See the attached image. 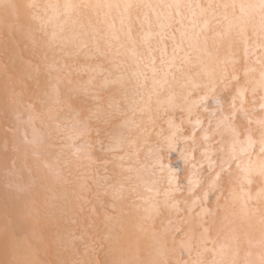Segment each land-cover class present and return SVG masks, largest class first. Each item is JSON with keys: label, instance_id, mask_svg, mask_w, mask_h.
Listing matches in <instances>:
<instances>
[{"label": "bare ground", "instance_id": "6f19581e", "mask_svg": "<svg viewBox=\"0 0 264 264\" xmlns=\"http://www.w3.org/2000/svg\"><path fill=\"white\" fill-rule=\"evenodd\" d=\"M4 2L18 7L12 16L0 5V264H111L158 259L259 264L264 252V183L257 155L259 121L264 120V40L259 9L245 10L248 15L242 33L233 29L219 42L215 34L235 23L241 16L240 5H259L260 0ZM66 4L79 7L66 10ZM126 4L132 5L127 11L122 7ZM225 4L229 7H215ZM33 15L39 19H33ZM158 25H163L166 33L170 25L177 43L184 33L180 55L187 53L190 58L187 71L199 73L200 82L206 79V71L213 72L224 115L239 131L240 141H244L247 130L256 141L250 149L251 157L248 153L240 155L243 144L236 147L241 169L247 167L249 171H241L233 161L231 173L236 179L231 186L221 183L220 204L234 213L231 222L223 220L225 213L218 210L214 222L205 225L210 229L207 236L201 242L193 238L191 251L182 246V235L174 229L161 236L162 230L172 227L167 224L169 216L163 208L159 215L153 211L169 187L166 170L147 168L155 155L163 157V164L179 166L178 183H186L184 166L175 153L164 150L165 137L170 134L167 119L173 117L179 123L181 118L179 111H163L168 107V86H155L158 94L151 102L154 123H148V113L140 111L154 85L149 72V79L138 86L141 80L134 73L146 71L143 65L138 66V58L147 55L148 47L157 49L153 55L159 68L161 56L159 36L150 37L147 47L141 37L149 31H160ZM164 44L171 56V40L165 39ZM221 68L228 70L225 83L231 80L233 71L238 77L228 89L219 84ZM105 81L116 82L105 87ZM237 83L243 89L244 113L238 110L237 97L233 119L229 104ZM203 93V88L193 90L190 100L197 101ZM95 95L105 105L109 101L120 104L123 115L116 122L132 121L147 130L143 139L137 135L139 128L128 136L139 150V164L147 168L139 173L140 179L115 167L116 163L139 167L128 155L131 149L127 142L115 153L125 157L123 161L106 166L100 163L111 160L113 153L104 152L96 143L95 122L89 121L87 126L83 122L96 103ZM206 103L213 107L211 99ZM158 112L162 114L157 118ZM198 115L207 125L208 113L200 112L199 107L194 108L190 119ZM183 127L187 135L190 126L185 123ZM225 127L221 125L223 136L213 137L220 143L212 147L218 150L222 145L227 153L232 137ZM199 134L197 129V137ZM104 144H108L107 139ZM158 148L161 150L156 153ZM192 155L200 158L198 150ZM218 156L216 151L211 158L217 160ZM196 171L206 183L207 162L202 171ZM130 175L133 179H124ZM117 182L123 183L124 189L114 200L108 186ZM202 187L197 185L194 195H199ZM93 207L95 214L89 211ZM198 211V206L193 208V217ZM200 231L195 228L197 235Z\"/></svg>", "mask_w": 264, "mask_h": 264}, {"label": "snow or ice", "instance_id": "6c2138e0", "mask_svg": "<svg viewBox=\"0 0 264 264\" xmlns=\"http://www.w3.org/2000/svg\"><path fill=\"white\" fill-rule=\"evenodd\" d=\"M0 5H2L7 12L10 11L12 16L16 15L17 5L12 3H5L4 0H0ZM27 7H32V5H28ZM55 7V6H50ZM73 7V5H64L66 10H69ZM85 8L89 7L88 5H84ZM98 7V6H92ZM104 7H113L111 5H105ZM120 7V6H116ZM126 11L131 8L132 5H123L122 6ZM167 7H172L168 5ZM175 7L179 8L180 5H176ZM197 7H200L197 5ZM212 5H208V8H212ZM216 8H228L229 5H216ZM231 7L235 8V5ZM241 8V16L235 18V23L230 24L228 29L224 32H217L215 35L217 37V42L223 41L228 38V34L233 29L239 30L241 33L244 31V26L246 23L247 12L246 9H259L261 22H262V34L261 39L264 40V0H260L259 5H240ZM180 13L177 12V16ZM33 19H39L35 15H33ZM123 23V21H122ZM177 23H180L177 20ZM207 21L203 25L204 29H207ZM160 31L156 33H152L151 31L145 33L141 37V42L148 46L149 38L152 36H159L160 39L157 41V45L159 46V51L161 53L160 56V66L159 68L156 66V57L153 55V52L157 49L152 47H148L147 55H141L138 58V66L143 65V68L146 70L143 73L136 74L140 77L141 82L138 86L142 87V81L149 79L148 73H151L152 83L154 85L152 91L148 95L147 101H144V107L140 109V111L147 112V122L154 123L153 117L151 115V102L153 95H157L156 85H159L162 89L164 85H167L170 89L167 104L168 107L163 111L164 113L168 111H179L181 113L180 122H175L173 117H169L167 119V123L169 125L170 134L165 137L164 150L169 153H175L177 160L182 163L184 166V170L186 171V183L181 184L178 183V173L181 171L179 166L172 168L168 164H163L161 161L163 157L159 155H155L151 165H147V168L158 166L160 171H167L168 173V183L169 187L165 190L163 196L164 199L160 203L153 206V211L159 215L161 208H163L169 219L167 221L168 225H171L170 228H165L161 232V236L163 237L174 229V233H180L182 235L181 244L182 246L191 251L192 240L195 237L198 242L202 241V238L206 237L209 232V227L205 225H210L214 222L215 217L217 215V211H223L225 215L222 217L223 220H229L231 222L230 217L234 215V213L227 212L224 205L220 204L221 194L223 189L221 187V183L227 184L231 186L236 179L231 173V165L233 161L236 162V166L238 169H241V162L237 157L236 147L238 145L243 144L244 146L240 148V155L248 153L249 157H251V147L256 141H253L251 138L250 130H247L245 133L244 141H240L239 136L240 133L236 129V127L229 122V116L224 115L225 108L221 100L218 98V94L216 92L217 89V80L212 71H206L204 73L206 79L203 82L199 81V73H190L187 71L190 58L187 53L183 56L180 55L183 45L185 43L184 33L181 32L180 41L177 43V39L175 35L171 34V26L169 25V31L166 33L164 31L163 25L157 26ZM129 39H131V29L129 28L128 32ZM165 39L171 40L172 44V55L169 56L167 52V45L164 44ZM133 48L135 47V41H132ZM86 46V45H83ZM135 55V52H132ZM221 64L223 62H220ZM227 68H221L219 73V84L222 85L225 89L231 87L232 81H237L238 77L233 71L231 80L227 81ZM160 76L158 80L156 77ZM262 78H264V72L261 73ZM116 81H105L104 86L106 87L109 83H115ZM203 88V95H199L197 101L192 102L190 97L192 95L193 90H198ZM239 97L240 99V108L238 109L241 114L244 113L243 108V89L237 83L236 85V94L232 96L231 103L229 104V108L231 109L230 115L232 118H235L237 112L236 99ZM211 99L213 101V107L210 109L207 106V101ZM93 100L96 101L93 108L88 110V114L84 117V124L87 126L89 121L95 122L97 140L96 143L100 144L104 152L113 153L112 159L101 160L100 163L103 165H108L113 163L114 161L121 162L125 159L123 156H117L115 153L120 151L124 146L125 142H127V146L131 149L128 155L135 158L136 163L139 164V150L135 146V140L128 139V136L131 133L139 128V125L134 124L132 121L128 120H120L116 122L118 117L123 115V111L121 109L120 104L117 102L113 104L112 102H108L106 105L101 101V97L99 95L93 96ZM199 107L200 112L208 113V123L207 125L203 124L202 118L198 115L195 120L190 119L192 117L194 108ZM220 113V116H217V113ZM162 114L160 112L157 113V118ZM250 122V121H249ZM187 123L190 126V131L185 135L186 129L183 125ZM260 123V133H259V151L257 155L259 156V174L261 176V181L264 183V120L259 121ZM225 125V131L231 134V140L228 142L227 153L225 152L224 147H221L217 150L212 147V145L220 143L219 140L213 139V137L223 136V132L220 130L221 125ZM197 129L200 130L199 137H197L196 132ZM137 135L143 139L147 135V130L145 128H139V132ZM104 139L108 140V144H104ZM191 142V148L188 147V142ZM203 142V147H201V143ZM161 149H156L155 152L159 153ZM199 151L200 158L196 159L193 157L192 153ZM218 151L219 156L217 160H213L212 154ZM153 150L149 149V154H152ZM218 161V162H217ZM208 164V172H207V182H204L203 176H201L196 170H203L204 163ZM48 165L45 164V167ZM115 167L121 169L122 171H127L128 173H132L135 175L136 179H140L139 173L143 170H147L145 164H139V167L127 166L125 167L122 163H116ZM241 171L247 173L249 168H242ZM193 177H196L194 180ZM124 179L131 180L133 176H127ZM203 184L202 190L199 195H194V188L197 185ZM109 188L112 189L111 195L114 200L120 198V193L123 192L124 185L123 183L117 182L115 185H109ZM214 196L215 199H211L210 197ZM191 197V200L188 198ZM209 203H211V207H209ZM182 205L184 207H182ZM199 207V211L196 213L195 217L192 215V211L194 207ZM185 208L187 212L185 214ZM92 214H95V207L89 209ZM200 228V233L197 235L195 232V228ZM262 247H264V240H262ZM203 251H207V249H203ZM214 254H215V250ZM200 253H197L199 255ZM75 264H80V262H75ZM91 264V262H90ZM111 264H204L202 260H190V261H169L167 259H158V260H137L134 262L127 261H114ZM216 264H224L223 261L216 262ZM234 264V262H232ZM259 264H264V252H262L261 259Z\"/></svg>", "mask_w": 264, "mask_h": 264}]
</instances>
